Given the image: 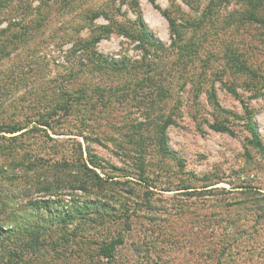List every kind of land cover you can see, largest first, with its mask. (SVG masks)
I'll use <instances>...</instances> for the list:
<instances>
[{"label":"rangeland","instance_id":"obj_1","mask_svg":"<svg viewBox=\"0 0 264 264\" xmlns=\"http://www.w3.org/2000/svg\"><path fill=\"white\" fill-rule=\"evenodd\" d=\"M131 1L0 2V125L18 123L27 125L28 130L38 128L16 143L0 142L2 148H12L4 156L15 150L11 156L13 163L0 156V169L21 174L28 154L36 156L37 162L71 159L76 155L72 146L81 143L85 160L95 155L96 163L106 167L103 170L89 165L90 168L103 178L113 176V182H135H129L125 189H134L136 196L120 191L118 197L114 186H106L104 194L111 195V201L101 193L97 195V188L84 191L66 184L54 186L48 194L36 190L29 199L22 197L18 202L27 206L49 201L53 216L47 217L64 216L73 208L95 204L109 205L117 213L121 203H127L133 216L129 220L132 230L128 232L125 220L109 226L113 236L123 234L125 243L120 246V258L126 264H264V95L254 96L242 87L244 79H238L229 70L223 76L224 64L214 54L220 51L221 40L231 41L224 36L225 17L239 6L220 7L216 16L221 23L215 29L211 23L197 27L198 21L208 14L212 0H155V4L138 0L151 38L166 50L158 51L138 40L136 32L132 38L114 33L102 39L95 52L127 64L128 68L124 72L98 70L79 52L83 42L93 39L102 26L109 24L107 18L93 15L105 11L118 23L136 31ZM163 12L194 26L176 46ZM250 34L254 39L244 37L250 62L264 65V40L257 41L253 30ZM241 38L232 37L244 50L238 42ZM188 42L195 44L194 49L190 58H182L180 49ZM70 73L79 74L73 88L86 90L97 82L94 99L100 96L98 103L112 102V109L105 115L101 106L96 107L95 120L88 123V130H83L88 142L78 136L80 122L74 118L68 126H62L61 114L51 116L56 132L34 122L38 121L36 110L38 114L46 111L45 103L36 101L55 99L53 87L65 83L62 80ZM194 74L201 81L204 79L197 91L190 81ZM150 78L170 83L172 88L171 99L157 106L152 118H147L141 103L150 99ZM140 79L147 83L141 85ZM234 85L236 93L229 90ZM213 97L222 110L239 117L228 118L232 133L212 128L219 114L212 104ZM160 111L173 120L166 130L168 154L159 153L158 149L156 121ZM69 129L74 131L72 135L65 133ZM140 143L144 144V156L138 154ZM138 156L148 165L151 187L135 178L139 174L135 164ZM30 181L43 183L45 178ZM185 185L193 188L185 191ZM176 205L183 209L182 216L168 217V222L163 223L165 214L158 211L175 213ZM20 215L24 213L19 211L17 216ZM75 259L68 258L67 263L59 264H81ZM103 264L107 262L104 260Z\"/></svg>","mask_w":264,"mask_h":264},{"label":"trees","instance_id":"obj_2","mask_svg":"<svg viewBox=\"0 0 264 264\" xmlns=\"http://www.w3.org/2000/svg\"><path fill=\"white\" fill-rule=\"evenodd\" d=\"M2 0H0L1 2ZM46 3L51 0H45ZM155 4V0H151ZM184 3L186 0H182ZM48 4V3H47ZM235 4L239 6V9L234 13L225 17V26L223 27L224 36L231 39V41L221 40L219 46L220 51L215 52L222 61L223 76L227 75L228 70L231 74L236 75L238 79H244L242 87L246 88L254 96L264 95V65L255 64L250 62V58L247 55L248 50L245 49V36L253 37L250 32L252 30L256 33L258 40H264V0H212L207 10V15L198 21L197 27H202L204 24L211 23L212 28L218 29V23L220 19L216 16V11L222 6H228ZM131 8L136 15V20L132 23L136 31L129 30L126 26L118 23L107 12H96L95 17L103 16L109 21L108 25H104L99 30V33L93 37L90 41H85L81 44L79 52L82 56L88 59V64H96L94 67L98 70L111 69L113 72H124L128 65L120 63L115 60H110L108 57L100 56L95 52V46L107 36L117 33L121 36L132 38L134 32L138 35L137 38L140 41L145 42L149 46L158 51H165L166 48L162 43L154 41L151 38L150 32L143 20L142 13L140 11L139 1L132 0ZM163 16L167 19L171 34L173 36V44L181 43L184 41V34L192 27L191 23L183 18H172L169 13L163 12ZM93 20V18H92ZM181 22V23H180ZM232 25V26H231ZM251 30V31H250ZM226 31V33H225ZM95 32V31H94ZM231 34V35H226ZM231 37V38H230ZM232 37L240 38L239 44L244 50H240L237 43H234ZM195 44L191 42L185 43L181 47L182 58H190V53L194 49ZM245 51V53H244ZM96 53V54H95ZM195 53H193L194 55ZM193 58V57H192ZM194 59V58H193ZM180 60V58H179ZM83 64V63H82ZM83 66H85L83 64ZM147 66H149L147 64ZM175 66L174 70H176ZM131 69V68H130ZM129 69V70H130ZM180 73V71H177ZM195 75V74H194ZM199 75H195L191 78L192 84L195 86V91L200 90L199 86L203 85V81L198 78ZM222 78V77H221ZM67 80V81H66ZM79 74L70 73L69 77L63 79L65 83L59 86H54L52 89L53 95L56 97L51 100L44 98L38 99L36 104L41 102L45 103L46 111L43 114H38L35 121L41 126L50 128L52 132H56L54 125H52L51 116H56L58 113L63 117L62 126H68L70 119H75L80 122L78 136L84 137L88 142V137L83 133V130H88V123H91L95 116V109L97 106H101L103 114L108 113L112 109L111 101H104L98 103L94 97L98 90V83L96 82L94 87L84 90L83 88H73V84L78 82ZM235 80H237L235 78ZM234 80V81H235ZM142 84H146L144 80H138ZM148 81V80H147ZM150 86H147L150 92V99L144 100L141 104L146 109L147 118H152V113L159 105L165 104L171 99V86L170 83L164 84L162 80L149 79ZM66 85V86H65ZM140 86L139 84H136ZM193 86V87H194ZM234 87V88H233ZM230 86L229 90L236 93L237 87ZM58 90H57V89ZM55 89V91H53ZM111 91V90H110ZM104 92V91H103ZM214 109L219 112L216 118V123L212 128L222 133H232L230 128V121L228 118H239L235 113L227 110H222L219 106L216 97H213ZM96 103V104H95ZM250 110V109H249ZM249 111L248 116L251 118L252 114ZM160 117H157L156 131L158 136V149L159 153L168 154L167 149V137L166 130L173 124L172 116H166L162 111L159 112ZM161 113H163L161 115ZM45 118V119H44ZM249 120H252L249 119ZM31 124V123H29ZM250 128L253 131L252 122ZM66 128V127H65ZM37 127L33 130H28L27 125L23 124H6L0 125V142L11 141L16 143L26 136L36 132ZM74 131L69 129L68 135H72ZM63 133V134H65ZM9 135H14L8 137ZM143 139V136L141 137ZM260 144L261 142L257 140ZM141 151L139 156H144V144L140 143ZM120 147V146H118ZM11 147L2 148L0 145V156L4 159L11 160L13 152L11 150L10 155H5ZM76 149V155L67 159L64 158L61 162H55L54 159L48 158V160L39 159L31 154L25 159V169L21 171H14L8 173L0 169V264H46L48 262H68V258L76 257L75 260L80 261L82 264H103L105 260L107 264H126L120 258V246L124 245L123 234L117 233L115 236L111 234L112 230L109 226L114 224L118 225L125 220V226H127L128 232L132 230L129 220L131 209H129L127 203L122 202L119 211L114 212L109 205H86L82 208H73L70 212H67L64 216L47 217V214L51 215V207L49 201H42L43 203H29L27 206L18 202V199L27 197L28 199L35 193L36 190H43L48 193H52L54 186L69 185L71 188H79L84 191H91L97 188V195L104 196L108 200H113L110 196H106V186H114L117 189L116 193L119 197L120 191L126 192L130 196H136L134 189H128L125 187L133 181H126L123 183L113 182V176L101 177L94 169L89 165L102 168H106L103 165L96 163V157L91 156L88 161L84 158L83 146L81 143L75 142L72 146ZM12 149V148H11ZM91 154V150L88 151ZM49 155H47L48 157ZM136 157V171L139 174H135L141 183H147L146 185L151 187L148 183L147 175V163L142 157ZM95 160H94V159ZM13 163V162H12ZM118 171H125L123 169L116 168ZM7 173V174H6ZM128 177L130 175H124ZM45 178V182L32 183L30 180L34 178ZM31 178V179H30ZM39 180V179H38ZM51 181V182H50ZM41 186V188H38ZM34 187V189H32ZM191 186L185 185L183 189L185 191L190 190ZM34 190V191H33ZM101 193V194H100ZM114 194V193H113ZM188 196H192V192L185 193ZM150 201V200H149ZM152 201V199H151ZM120 202V200H118ZM150 203V202H148ZM177 209L171 213L160 209L158 213L165 214V220L163 223L168 222V217L175 216L181 217L184 213L183 209L177 206ZM175 207V208H176ZM171 209V208H170ZM19 211H22L24 215L17 216ZM170 212V213H169ZM134 215V214H133ZM129 222V223H128ZM106 236V237H105ZM149 254V253H147ZM79 264V263H78Z\"/></svg>","mask_w":264,"mask_h":264}]
</instances>
